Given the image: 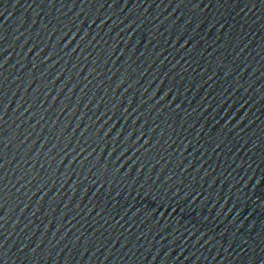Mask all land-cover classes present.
Here are the masks:
<instances>
[{
	"label": "water",
	"instance_id": "95a60500",
	"mask_svg": "<svg viewBox=\"0 0 264 264\" xmlns=\"http://www.w3.org/2000/svg\"><path fill=\"white\" fill-rule=\"evenodd\" d=\"M255 228L264 264V0H231Z\"/></svg>",
	"mask_w": 264,
	"mask_h": 264
}]
</instances>
